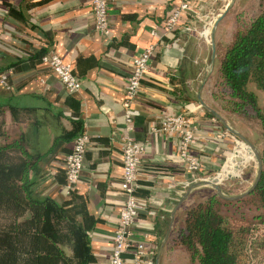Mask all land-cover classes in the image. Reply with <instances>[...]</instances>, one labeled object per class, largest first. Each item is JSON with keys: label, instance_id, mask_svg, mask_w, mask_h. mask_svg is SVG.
I'll return each instance as SVG.
<instances>
[{"label": "crops", "instance_id": "obj_1", "mask_svg": "<svg viewBox=\"0 0 264 264\" xmlns=\"http://www.w3.org/2000/svg\"><path fill=\"white\" fill-rule=\"evenodd\" d=\"M229 1L191 0L192 16L186 24L188 19L184 20L190 29L184 25L164 35L162 26L177 0H109L112 36L107 37L96 30L91 0H0V145L22 136L29 151L44 156L42 164L49 168L43 185L53 189L65 208L83 210L77 218L87 230L89 264H110L124 204L120 185L125 90L133 58L152 44L157 48L136 102L141 114L135 120L134 136L146 150L138 190L144 206L133 243L142 240V226L152 221V235L144 243L156 250L155 264L159 263L178 213L195 192L188 193L191 174L178 154L179 139L151 128L160 127L163 116L178 114L185 95L196 101L193 114L208 129L199 140L218 135L216 126L210 124L218 122L226 128L203 105H207L204 80L213 48L202 33L214 21V34L219 14L226 12ZM49 50L73 65L82 81L80 92L68 93L42 61L41 53ZM3 75L8 87L1 82ZM84 132L90 140L82 180L68 195L62 193L65 158L75 138ZM228 138L232 141L231 135ZM239 154L241 158L247 155L243 150ZM209 156L216 164L222 154ZM253 160L251 155L240 173L223 184L227 190L235 188L234 178L240 175L245 176L242 181L249 180L254 174ZM151 209L156 210L154 217L148 213ZM9 237L0 233V264H19L20 244ZM132 252H127L126 264L133 262ZM22 259L25 262V256Z\"/></svg>", "mask_w": 264, "mask_h": 264}, {"label": "trees", "instance_id": "obj_2", "mask_svg": "<svg viewBox=\"0 0 264 264\" xmlns=\"http://www.w3.org/2000/svg\"><path fill=\"white\" fill-rule=\"evenodd\" d=\"M248 5L251 9L238 14L227 45H218L210 94L226 112L254 126L264 142V0ZM49 52H42L41 58ZM182 100L178 114L195 107L196 101L187 95ZM215 124L210 125L218 135L208 142L199 140L208 130L199 124L193 142L202 175L221 171L233 148L230 138L222 135L226 128ZM217 152L222 156L215 164L209 155ZM44 162V156L27 149L22 136L0 145V233L20 244L19 264H89L87 230L77 218L83 210L65 208L53 189L43 185L49 168ZM164 251L170 264H250L252 251L264 264V169L248 195L230 201L211 194L179 212Z\"/></svg>", "mask_w": 264, "mask_h": 264}, {"label": "built area", "instance_id": "obj_3", "mask_svg": "<svg viewBox=\"0 0 264 264\" xmlns=\"http://www.w3.org/2000/svg\"><path fill=\"white\" fill-rule=\"evenodd\" d=\"M91 2L96 30L107 37H111L109 0H91ZM192 12L191 0H177L175 10L166 18L164 23V35L173 33L178 27L184 26L189 22ZM184 20H187L185 24ZM182 23L183 25H181ZM184 27L190 29V26L185 25ZM153 35L157 36L159 34L157 31H153ZM156 48V44H152L140 55L133 58L131 72L126 85L125 99L123 101L125 130L121 136L123 176L120 185L121 193L124 196V204L118 215L110 264H126L125 257L129 251H133L132 264H155L157 258L156 250L148 249L144 243V240L152 235V221H146L145 227L142 226L144 229L141 232L139 231L142 240H137L136 245L133 243L139 215L144 206L137 190L140 187L139 172L146 150L145 144L134 136L135 120L141 114L136 102ZM42 61L58 76L68 93L76 94L82 90V81L75 74L73 65L65 62L55 51L52 50L44 55ZM6 79V75H3L1 82L8 87ZM193 113L192 109L183 114H168L161 119L160 127L151 128L155 133L162 132L165 135L176 136L179 139L178 154L191 174V179L188 181L189 188L197 182H203V179L207 176L201 174L199 157L192 152L193 142L200 134L199 123ZM214 135L216 136V134ZM222 135L226 137L231 135L233 142L232 152H234L237 148V137L230 131ZM89 140L90 135L88 132L81 134L74 140L72 150L65 158V189L68 195L73 192L82 180ZM232 152L227 156L226 162ZM148 213L154 217L156 210L151 209Z\"/></svg>", "mask_w": 264, "mask_h": 264}, {"label": "rangeland", "instance_id": "obj_4", "mask_svg": "<svg viewBox=\"0 0 264 264\" xmlns=\"http://www.w3.org/2000/svg\"><path fill=\"white\" fill-rule=\"evenodd\" d=\"M252 1L257 4L259 0H236L234 6L227 12V14L221 19V21L216 25L215 29V35H214V44L216 47V58H218V45L220 47L226 46L229 40L230 32L232 28H234L236 22H237V16L240 14V12L244 11L245 9H251L252 6H249L248 3H252ZM256 6V5H255ZM256 8V7H255ZM226 8L223 10L225 12ZM224 14V13H223ZM210 43L213 44L212 39L210 40ZM217 62V59H216ZM216 64V63H215ZM215 71L209 75L207 84L205 85V88L207 89V95H206V101L207 105L218 112L226 121L228 125H230L234 130H236L239 134V136H236L238 140H249L251 143L254 144L256 147V151L258 152L259 156L261 157L263 161V169H264V142L262 139L257 135L256 128L250 124H247L246 122L242 121L240 118L226 112L219 104H217L210 94L211 89V80L214 76ZM204 86V85H203ZM217 107L219 109H217ZM252 151V150H251ZM232 152V151H231ZM230 152V153H231ZM253 165H254V174L249 178L247 181H242L241 178L245 177L244 174L240 175L239 178H234L235 188L227 190L226 193L223 189V193L227 196H239L241 194H244L246 191H248L252 185L255 182L257 172H258V160L257 156L255 157L253 152ZM226 162V159L224 163ZM223 169V168H222ZM222 172L219 171L216 174H210L207 175L205 178H210L213 176H216ZM220 184V183H219ZM189 200L187 201L184 208L180 211L181 215L185 212L186 209H188L191 205H193L196 201L201 200L205 198L206 196H210L211 194H217V191L211 187V186H205L202 187V189H199L197 191H194ZM208 194V195H207ZM251 256L253 261L250 264H261L260 261H258V258L255 256L254 252H251ZM164 261V262H163ZM170 264V259L168 257V253L163 251V253L160 256V261L158 264Z\"/></svg>", "mask_w": 264, "mask_h": 264}, {"label": "bare ground", "instance_id": "obj_5", "mask_svg": "<svg viewBox=\"0 0 264 264\" xmlns=\"http://www.w3.org/2000/svg\"><path fill=\"white\" fill-rule=\"evenodd\" d=\"M221 14L222 13H220L219 15L222 16L223 14L222 15ZM226 14H227V12L224 13L223 17ZM220 20H219V22H220ZM213 22H211L209 27H207L205 29V31L203 32V35L209 44H210V40L215 35V30H214V34H212ZM218 23H217V25H218ZM236 144H237L236 150L234 152H232V154L229 156V158L226 162V165H225L224 169L222 170V172L220 173V175L218 177H213V178L210 177V178L203 179L202 184H204V186H206V185L211 186L217 191V193H223L221 185L225 184L230 179V177L232 175H237L240 173V171L245 166V164L248 163L249 160H251L252 152H253L254 156L256 157V153H255L256 147L249 140H243V141L237 140ZM241 150L246 151V153H247V155L244 158H241L239 156L240 155L239 153L241 152Z\"/></svg>", "mask_w": 264, "mask_h": 264}, {"label": "water", "instance_id": "obj_6", "mask_svg": "<svg viewBox=\"0 0 264 264\" xmlns=\"http://www.w3.org/2000/svg\"><path fill=\"white\" fill-rule=\"evenodd\" d=\"M235 1L236 0H230L229 1V3H228V5H227V7H226V12H228L233 6H234V4H235ZM225 12V13H226ZM224 15V14H223ZM223 15L222 16H220L219 18H218V21L223 17ZM217 21V22H218ZM217 22H216V24H215V26L217 25ZM212 42H213V44H212V48H213V57H212V62H211V68L209 69V72H208V74H207V77H206V79L204 80V84L206 83V81L208 80V77H209V75H211V73L215 70V63H216V47H215V44H214V37L212 38ZM208 110H209V112H210V114L211 115H213L215 118H217L220 122H222L225 126H226V128L234 135V136H239L240 137V134L236 131V130H234L230 125H228L227 123H226V121L224 120V118L218 113V112H216L215 110H213L212 108H210L208 105H205V104H203ZM255 153H256V156H257V160H258V172H257V176H256V179H255V182H254V184L252 185V187L248 190V191H246L244 194H241V195H239V196H227V195H225V194H223V193H217V196L218 197H220V198H222V199H225V200H230V201H233V200H238V199H240V198H242V197H244V196H246V195H248L249 193H251L253 190H254V188L256 187V185H257V183H258V181H259V179H260V177H261V173H262V171H263V161H262V159H261V157L259 156V154H258V152L255 150ZM203 182H197V183H195V184H193L191 187H190V189H189V191H188V193L190 194V193H192V192H194V191H197V190H199V189H202V187H205L204 186V184H202ZM207 186V185H206Z\"/></svg>", "mask_w": 264, "mask_h": 264}]
</instances>
